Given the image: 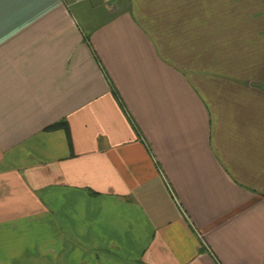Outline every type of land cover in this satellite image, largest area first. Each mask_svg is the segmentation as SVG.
Wrapping results in <instances>:
<instances>
[{"label": "crops", "instance_id": "crops-1", "mask_svg": "<svg viewBox=\"0 0 264 264\" xmlns=\"http://www.w3.org/2000/svg\"><path fill=\"white\" fill-rule=\"evenodd\" d=\"M0 264H264V0H0Z\"/></svg>", "mask_w": 264, "mask_h": 264}, {"label": "trees", "instance_id": "trees-1", "mask_svg": "<svg viewBox=\"0 0 264 264\" xmlns=\"http://www.w3.org/2000/svg\"><path fill=\"white\" fill-rule=\"evenodd\" d=\"M54 130H60L63 132L65 140H66V144L68 147H70V138H69V133H68V128L66 126V123L64 121H58L44 128V131H54Z\"/></svg>", "mask_w": 264, "mask_h": 264}, {"label": "built area", "instance_id": "built-area-1", "mask_svg": "<svg viewBox=\"0 0 264 264\" xmlns=\"http://www.w3.org/2000/svg\"><path fill=\"white\" fill-rule=\"evenodd\" d=\"M79 1H82V0H74V2H79ZM102 1H104V3L112 4L115 0H102Z\"/></svg>", "mask_w": 264, "mask_h": 264}]
</instances>
